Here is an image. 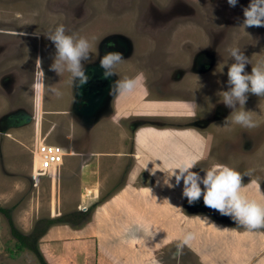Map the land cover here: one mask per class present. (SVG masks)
Returning a JSON list of instances; mask_svg holds the SVG:
<instances>
[{
    "label": "rangeland",
    "instance_id": "1",
    "mask_svg": "<svg viewBox=\"0 0 264 264\" xmlns=\"http://www.w3.org/2000/svg\"><path fill=\"white\" fill-rule=\"evenodd\" d=\"M139 1L0 0V264H41L27 246L18 249L9 216L46 264H247L264 248V228L240 226L202 197L189 204L183 181L176 185L173 177L169 187L165 173L151 171L202 155L192 171L233 168L242 174V194L264 203V96L249 93L234 111L222 102L233 62L226 49L240 48L251 73L264 62V27H243L250 0L235 7L194 0L187 22L163 38L171 24L156 21L160 13ZM61 25L89 41L83 68L100 64L107 38L123 41L127 50L113 76L139 77L134 93H111L96 114L82 117L76 79L72 85L67 71L50 69L56 50L45 34ZM25 106L35 118L6 126ZM239 111L258 126L225 123ZM39 139L73 149L42 175L31 151ZM138 223L148 234L126 231ZM186 232L195 239L178 252L176 237ZM260 255L251 264H264Z\"/></svg>",
    "mask_w": 264,
    "mask_h": 264
},
{
    "label": "clouds",
    "instance_id": "2",
    "mask_svg": "<svg viewBox=\"0 0 264 264\" xmlns=\"http://www.w3.org/2000/svg\"><path fill=\"white\" fill-rule=\"evenodd\" d=\"M227 2L229 6L235 7L238 0H227ZM243 14L242 25L244 28L264 27V0H250L249 5L243 9ZM10 34L17 35L18 33ZM45 35L53 42L56 50L50 69L59 75L67 71L70 74L72 85L77 78L79 84H85L88 77L81 61L89 59L91 52L89 41L83 37L75 38L67 35L62 25ZM226 51L233 62L227 70L228 90L223 92L222 102L234 111L237 105H245L248 98L247 94L251 93L258 97L264 96V62L252 66L251 73H248L245 71V67L251 64L249 57L244 55L238 47H229ZM122 61L119 52H109L104 55L100 59V65L104 69V78L117 73L115 71L116 66ZM40 63V60L37 59L39 68ZM139 83V77L119 79L113 84L111 93L119 96L131 95ZM52 91L57 96L61 95L56 89H52ZM189 115L195 117V112H190ZM225 123H235L246 129L258 126L248 111L236 112L232 115L231 121L226 118ZM68 138L73 139L74 137L69 135ZM202 158V155L186 156L168 163L164 168H152L151 171L153 174L157 170L165 173L164 184L169 187L174 186L170 183L173 177L176 185L183 181L182 195L187 198L189 204L199 201L202 197L206 207L218 211L221 215L229 216L238 225L249 230L264 228V203L249 199L242 194V174L226 165H215L206 171L204 170L205 174L201 176L192 169ZM243 175L249 176L251 173L246 172ZM126 231L135 235L137 232L148 234L149 230L148 226L138 223L127 227ZM176 239L179 240L177 248L180 252L185 246L191 247L195 234L186 232Z\"/></svg>",
    "mask_w": 264,
    "mask_h": 264
},
{
    "label": "flooded vegetation",
    "instance_id": "3",
    "mask_svg": "<svg viewBox=\"0 0 264 264\" xmlns=\"http://www.w3.org/2000/svg\"><path fill=\"white\" fill-rule=\"evenodd\" d=\"M120 1L123 2L124 0H119V2ZM160 1L161 0H147V4L149 6L148 10H150L151 12L160 13V15L154 16L156 18V21L171 24L170 29H169L170 32H168L166 35H163L164 36L163 38L168 37V39H170V38H173L172 35L176 33L175 30L174 31L172 30L173 26L175 27L177 24H179L181 21L187 18L191 11H193V3H194L193 1L194 0H168V2L165 3V5L164 4L161 5ZM139 2H141V0ZM200 3H198V5L201 6L204 3H206V0H200ZM157 6H161V7L152 10L153 8ZM162 6L166 8L164 9ZM198 18H199L198 22L204 25L205 27V21L202 20L201 16ZM183 22H187V20H184ZM166 28H168V26ZM197 43L199 44V42ZM125 48H126L125 43L121 41L119 38L109 37L104 41V44L102 46V52L104 53V55H106L109 52H119L121 55H123L126 53ZM40 77L41 75H39L38 78L36 76V82H39L41 80ZM89 84L90 83L88 79L85 84L81 85L82 87L81 92L86 90ZM34 86L36 87V83H34ZM34 118L35 117L33 113L28 112L25 106V109L18 110L14 114L13 113L10 114V116L6 118L5 124L6 126H9V127L23 126L24 124L27 125L28 122H30L31 119H34Z\"/></svg>",
    "mask_w": 264,
    "mask_h": 264
},
{
    "label": "water",
    "instance_id": "4",
    "mask_svg": "<svg viewBox=\"0 0 264 264\" xmlns=\"http://www.w3.org/2000/svg\"><path fill=\"white\" fill-rule=\"evenodd\" d=\"M126 50L127 48H125V52ZM84 72L88 76L90 84L86 90L81 92V84H79L78 78L76 79L75 107L82 117L89 118L103 107L116 81L113 75L104 78V69L99 63L85 66Z\"/></svg>",
    "mask_w": 264,
    "mask_h": 264
},
{
    "label": "built area",
    "instance_id": "5",
    "mask_svg": "<svg viewBox=\"0 0 264 264\" xmlns=\"http://www.w3.org/2000/svg\"><path fill=\"white\" fill-rule=\"evenodd\" d=\"M34 152L38 157V167L35 173L42 175L44 172L62 165L67 149L62 145L39 139L34 143Z\"/></svg>",
    "mask_w": 264,
    "mask_h": 264
},
{
    "label": "trees",
    "instance_id": "6",
    "mask_svg": "<svg viewBox=\"0 0 264 264\" xmlns=\"http://www.w3.org/2000/svg\"><path fill=\"white\" fill-rule=\"evenodd\" d=\"M7 213V211L5 212V214ZM8 218V224H9V229H10V233L11 235L17 240L18 244V249H22L25 246H27L29 249H31L37 256V258L39 259L41 264H46L42 259L41 256L38 253V250L34 247V244L31 241H28V236H26L25 234L21 233L17 227L15 226V224L13 223L12 219L9 217Z\"/></svg>",
    "mask_w": 264,
    "mask_h": 264
},
{
    "label": "crops",
    "instance_id": "7",
    "mask_svg": "<svg viewBox=\"0 0 264 264\" xmlns=\"http://www.w3.org/2000/svg\"><path fill=\"white\" fill-rule=\"evenodd\" d=\"M20 128H21V127H20ZM21 130H22V129H21ZM34 138L36 139V135H35ZM34 138H33V140H34ZM33 142H34V141H33ZM32 145H34V143H32ZM64 147H65V146H64ZM65 148L67 149V153L65 154L64 157L70 156L71 153H72V151H73V149H70V148H67V147H65ZM33 149H34V148L32 147V148H31V151H32V152H33ZM23 151L25 152V150H23ZM262 251H264V248H262L261 251L258 252V253L254 256V258H253L252 261H254L255 259H257V257H259V254H260ZM260 256L264 257V255H260ZM252 261L248 262L247 264H251Z\"/></svg>",
    "mask_w": 264,
    "mask_h": 264
},
{
    "label": "bare ground",
    "instance_id": "8",
    "mask_svg": "<svg viewBox=\"0 0 264 264\" xmlns=\"http://www.w3.org/2000/svg\"><path fill=\"white\" fill-rule=\"evenodd\" d=\"M37 155V154H36Z\"/></svg>",
    "mask_w": 264,
    "mask_h": 264
}]
</instances>
